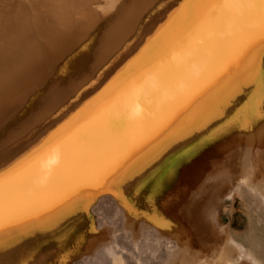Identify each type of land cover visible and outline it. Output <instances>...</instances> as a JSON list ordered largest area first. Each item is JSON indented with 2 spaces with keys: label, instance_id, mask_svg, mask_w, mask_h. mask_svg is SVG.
Instances as JSON below:
<instances>
[{
  "label": "bare ground",
  "instance_id": "obj_1",
  "mask_svg": "<svg viewBox=\"0 0 264 264\" xmlns=\"http://www.w3.org/2000/svg\"><path fill=\"white\" fill-rule=\"evenodd\" d=\"M10 161L0 264H264L228 224L264 221V37L206 0H0Z\"/></svg>",
  "mask_w": 264,
  "mask_h": 264
},
{
  "label": "snow or ice",
  "instance_id": "obj_2",
  "mask_svg": "<svg viewBox=\"0 0 264 264\" xmlns=\"http://www.w3.org/2000/svg\"><path fill=\"white\" fill-rule=\"evenodd\" d=\"M206 2L228 6L234 15L242 18L243 23L264 37V0H206ZM255 34V32L248 33L249 36ZM203 39L206 46H215L219 43L211 32L206 33ZM238 54L239 52L235 53V55ZM235 55L232 58H235ZM119 131L120 129L115 126L111 129L101 127L97 130L96 137L102 142L105 138L119 135ZM85 147L76 144L65 146L62 150L61 166L65 164L69 167L75 166L82 157ZM16 163V161H10L7 165H0V223H2L6 201L13 202L20 190V170L16 168ZM6 173H8L7 178Z\"/></svg>",
  "mask_w": 264,
  "mask_h": 264
},
{
  "label": "rangeland",
  "instance_id": "obj_3",
  "mask_svg": "<svg viewBox=\"0 0 264 264\" xmlns=\"http://www.w3.org/2000/svg\"><path fill=\"white\" fill-rule=\"evenodd\" d=\"M241 205L242 204L238 200H235L232 202V207L234 210L232 209L231 214L228 215V224H230L229 227L232 228L231 230H233V232H235L236 234L238 233L239 237H241L240 240L244 242V246H246L247 248H250V249L254 250L255 252H257L259 245L262 242H264V221L257 219L258 223L254 224V222H253L254 228L253 227L251 229L249 228L250 230L246 229L245 227L247 225L248 219H247V216H245V213L243 212ZM255 214L258 215L256 212H255ZM255 228H256V230H255ZM247 231H248V233H247ZM252 231L253 232L255 231V232L253 233ZM243 233H244L245 238L243 236ZM247 234H248V236H247ZM256 236H258V238H255ZM258 254L261 255V252H259Z\"/></svg>",
  "mask_w": 264,
  "mask_h": 264
}]
</instances>
